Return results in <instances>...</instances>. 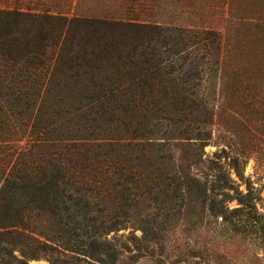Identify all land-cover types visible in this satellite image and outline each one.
Here are the masks:
<instances>
[{
  "label": "rangeland",
  "instance_id": "rangeland-1",
  "mask_svg": "<svg viewBox=\"0 0 264 264\" xmlns=\"http://www.w3.org/2000/svg\"><path fill=\"white\" fill-rule=\"evenodd\" d=\"M0 9L57 18L37 29L25 18L7 37L17 47L55 48V66L62 47L119 44L126 53L119 28L104 23L132 20L161 27L148 36H160L153 50L162 70H197L180 93H107L123 73L106 52L82 57L83 73L58 74L41 100L39 134L0 149H30L47 175L50 164L66 175L61 147L99 143L107 153L82 165L83 184L61 213L47 206L60 202L49 189L40 208H27V236L12 237L24 244L5 246L11 264H264V0H0ZM205 27L223 31L221 43L206 40ZM151 46L140 48L139 65ZM19 112L0 114L4 138L28 121ZM128 124L139 132H126ZM34 239L53 248L33 254Z\"/></svg>",
  "mask_w": 264,
  "mask_h": 264
},
{
  "label": "trees",
  "instance_id": "trees-1",
  "mask_svg": "<svg viewBox=\"0 0 264 264\" xmlns=\"http://www.w3.org/2000/svg\"><path fill=\"white\" fill-rule=\"evenodd\" d=\"M45 17H50V20L55 18L53 16H42L19 10L0 9V114L14 117L20 111L19 109L22 108L23 110L18 114L19 118L26 116L27 120L28 117V121L22 122V128L17 129L16 133H13L7 139L4 138L6 134H4V128L1 125L0 119L1 143L18 141L19 138L24 137L28 132L33 136L39 134L40 131H36L39 124L37 114L40 113V107L43 105L41 101L42 97L45 98L53 85L57 84L58 74L63 73V71L73 70L75 74L76 72L78 74L80 72L83 73L85 69L80 71L78 67L88 66V64H79V60L82 57L95 58L101 53L106 52L104 56H110L113 65H117V62H120L117 65L120 70L116 74L123 73L122 77L127 78L116 77L114 80L110 79L109 85H106L104 88V90H107V93H180L181 86L183 84H190L194 80V74H197L196 68H193L191 71L185 72L187 78H184L185 76H182L183 72L181 70L184 66L183 64L176 66L170 63L164 66V70L166 71L162 70L161 64L158 61V56L160 55L153 50V44L157 40H160V36H155L152 39L148 36L149 32L161 31V27L156 24H135L132 20H105L106 22L104 23L105 25L119 28L118 32L122 33L124 37L123 41H125L124 46L127 47L126 53L123 54L119 52V44L110 49L97 47L98 51L94 45H88V47L83 48H75L74 46L70 49L62 47L58 53V57L60 58L57 66H55V48L49 53L46 47L34 46L35 48L28 49L8 44V35L12 33L13 29H16L17 32L19 31L20 26L24 25L23 19L34 20L35 28L37 29L39 22L42 21L41 25L43 23L42 19ZM9 26L11 29L8 31ZM184 32L185 30L182 31V33ZM220 32L223 31H218L211 27H205L203 30V33L208 36L205 38L206 40H216L219 43L222 41ZM149 41H152V51L149 50L151 57L147 58V62L139 65L137 57L138 55H143L140 52V48ZM77 49H81L82 53ZM123 56L126 57V61H123ZM73 63L74 65H71ZM144 64L146 66L142 67ZM114 67L112 66V68ZM155 71L160 77L164 72L169 79H161ZM132 73L135 74L132 75ZM128 74L130 76H127ZM160 85L166 87L165 91H159ZM33 93L34 95H31ZM5 105L8 106L7 109L4 107ZM118 110L119 108L115 109L113 107L110 112L116 114ZM124 111L126 110L122 109V112ZM8 113L10 115H7ZM112 120L118 121L116 118ZM108 123H111V121H108ZM140 130L142 129L140 128ZM129 131L130 127L128 124L126 132ZM138 132L137 128L130 131L132 134H137ZM14 135L15 140L12 139ZM93 140L96 141V139ZM87 144H74L68 147H61L62 150L60 151L66 150L69 155L63 154L64 156H62L59 153L57 158L60 162L66 161L68 163L63 170V173L66 175L59 172L56 174L55 164H50L49 168H47V170H51V175H47V172L43 171L39 161L31 154L30 149L25 151L22 147L16 149L12 148V146H9V150L0 149V264H11L9 258H13L12 250L5 247L6 245L18 248L24 244L23 240H15L12 237H16L17 239L24 235L27 236V228L22 225L21 219L27 208L30 206H33V209H36V207L40 208L39 202L44 200L43 197L45 196L46 189H49L53 192H58L60 202L56 207H51L53 203L47 204V206L51 210L53 209V212L56 210V213H61L65 210L68 199L71 200L73 198L70 189L76 184H83V181H80L79 177L77 178V175L83 170L82 165L90 163L92 159L106 156L107 151L101 152V145L99 143ZM35 145L40 146L41 143H33V146ZM82 147V158H80L77 154ZM71 155H75V157H71ZM81 188L85 190L89 189L82 186ZM33 194L38 197L39 201L37 199H29ZM67 209H69V205ZM34 242L37 246L30 249L34 252L33 254L39 252L41 249L53 248V246L37 239H34Z\"/></svg>",
  "mask_w": 264,
  "mask_h": 264
}]
</instances>
